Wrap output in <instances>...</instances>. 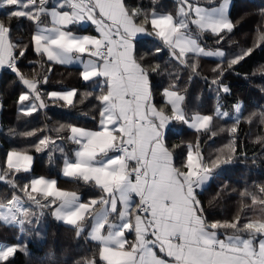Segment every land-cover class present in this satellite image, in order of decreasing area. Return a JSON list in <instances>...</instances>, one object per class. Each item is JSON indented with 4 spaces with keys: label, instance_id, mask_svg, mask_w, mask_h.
<instances>
[{
    "label": "snow or ice",
    "instance_id": "snow-or-ice-1",
    "mask_svg": "<svg viewBox=\"0 0 264 264\" xmlns=\"http://www.w3.org/2000/svg\"><path fill=\"white\" fill-rule=\"evenodd\" d=\"M235 7L0 0V117L11 94L16 121L6 132L0 122V228L18 233L0 242V264H264V131L253 141L259 153L249 156L241 140L243 124L264 129V105L245 115L229 80L258 71L264 95V65L239 71L264 52V0L237 16ZM58 67L75 69L78 84L52 87ZM185 131L195 139L172 142ZM38 158L48 174L36 173ZM238 164L261 178L225 180L205 199ZM49 221L73 234L71 260L52 249L34 257L30 245L48 244Z\"/></svg>",
    "mask_w": 264,
    "mask_h": 264
},
{
    "label": "trees",
    "instance_id": "trees-1",
    "mask_svg": "<svg viewBox=\"0 0 264 264\" xmlns=\"http://www.w3.org/2000/svg\"><path fill=\"white\" fill-rule=\"evenodd\" d=\"M165 4L170 6L171 0H163ZM236 7L233 9V15L237 16L243 9L249 7L253 4H260L261 0H234ZM2 14V12H0ZM253 27L252 21L245 23L241 29L238 31L236 38H242L243 34L248 32ZM213 41L209 38L208 44L211 46ZM27 61H25V64ZM264 65V52H257L251 59L247 61L243 65V68L239 69L242 73H251L253 71H257L260 67ZM214 65L210 62H204V71L207 73L211 67ZM25 71H30V69L25 68ZM71 73V74H69ZM62 74V75H61ZM229 80L233 84V92L234 98H239L244 101L247 106V111L245 115L248 114V111L254 110L255 105H264V95H262L257 89L256 85L262 83L259 72L257 71L256 76L252 77L251 80H245L241 77H230ZM78 84L77 73L75 69H65L63 67H58L56 69V75L52 81V87H59L60 85L66 86H75ZM197 89H193V96L196 95ZM8 101L6 111L3 113V116L0 117V122L4 124V132L7 131V127L13 126L16 124L15 121V107L12 103L13 96L9 94L6 98ZM212 100L210 94L205 90L204 91V101H203V110L209 111L212 107ZM84 111L88 110V102H85V105L81 106ZM258 110V109H255ZM63 111V110H57ZM49 115L53 117V120L57 119L56 116L53 115L52 112H49ZM81 121L85 120V117H80ZM20 127L23 128V124H20ZM258 131H264V129H257L255 125L251 128L247 124L242 125V133L241 140L247 144L249 156L253 154V152L259 153L260 149L257 145L253 143L256 139ZM243 133H248L249 135L245 137ZM195 137L191 131H185L182 135H174L171 140L173 143H181L188 142L194 140ZM221 146V141L216 140L215 142L209 141L208 146L206 147V154L208 152H214V150ZM264 159V158H262ZM249 166H251V161H249ZM35 171L37 174H48V167L43 158H38L35 163ZM52 175H55V171L51 172ZM261 178L258 170L253 169V174L249 175L242 164H238L234 168H228L223 171L216 180L211 182V185L207 192H205V199L210 198L211 194H213L216 190L218 184L222 183L225 180L231 181L233 186H242L243 180H248L249 183L252 180H256ZM62 186L68 189H74L76 186L74 184H65L63 182ZM3 193V188L0 187V194ZM231 204L235 203V198L230 202ZM48 230V244L40 245L38 243H34L30 245L31 250L35 256H42L44 253L48 252L50 249L54 250L56 253V257L63 258L66 257L69 260L74 258L77 254V245L75 241L72 239L73 234L66 228L61 227L54 222L49 221L47 225ZM16 235L18 233H14L10 230H5L0 228V242H14ZM17 264H26L25 257L19 256L17 257Z\"/></svg>",
    "mask_w": 264,
    "mask_h": 264
},
{
    "label": "rangeland",
    "instance_id": "rangeland-1",
    "mask_svg": "<svg viewBox=\"0 0 264 264\" xmlns=\"http://www.w3.org/2000/svg\"><path fill=\"white\" fill-rule=\"evenodd\" d=\"M209 59H211V58H209Z\"/></svg>",
    "mask_w": 264,
    "mask_h": 264
}]
</instances>
